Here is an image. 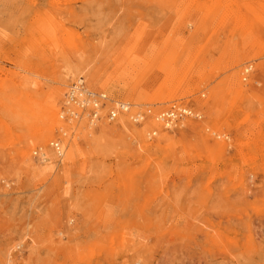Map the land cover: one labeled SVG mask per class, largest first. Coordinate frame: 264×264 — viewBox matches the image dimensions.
I'll list each match as a JSON object with an SVG mask.
<instances>
[{"label": "rangeland", "instance_id": "374dc122", "mask_svg": "<svg viewBox=\"0 0 264 264\" xmlns=\"http://www.w3.org/2000/svg\"><path fill=\"white\" fill-rule=\"evenodd\" d=\"M235 50L247 55L237 65ZM262 50L264 0H0V264H264V137L255 124L264 110ZM67 64L86 65L118 101L151 105L146 113L189 106L204 116L200 129L185 132L186 140L170 131L173 154L148 159L130 132L115 150L83 144L86 155L75 163L35 178L20 153L43 128L32 111L41 115ZM247 65L253 71L244 83ZM137 71L158 82L173 75L174 84L184 82L180 97L126 99L120 90L141 80ZM234 74L242 96L221 92L205 107L193 103L210 101ZM67 121L70 140L81 145ZM133 128L148 143L160 139L146 137L152 125ZM213 132L228 135V146ZM204 139L214 157H201ZM183 144L199 150L188 155Z\"/></svg>", "mask_w": 264, "mask_h": 264}, {"label": "bare ground", "instance_id": "6f19581e", "mask_svg": "<svg viewBox=\"0 0 264 264\" xmlns=\"http://www.w3.org/2000/svg\"><path fill=\"white\" fill-rule=\"evenodd\" d=\"M223 1H225L226 4L228 0ZM263 52L264 50H262V53L260 55H262ZM251 53V57L253 58L259 56L258 51H252ZM231 55V59L235 61L236 65L237 62L238 64L242 63V61L247 57V55H242V53L237 54L236 50L232 51ZM243 71L244 72L242 76V82L246 83L249 79V75L253 71V66L247 65L245 66ZM246 71L249 72L246 73ZM134 75L137 77L141 76V80L139 82H134L132 88H129V83L127 86L128 88L126 87L120 90V93L122 91L127 92V96H125L126 99L134 97L135 92L142 95V98H140L142 99V101H148V98H150L149 103L151 104H154L155 102L158 104H166L167 102L180 97L178 94V90L184 82L182 83L180 81L179 83H177V85L174 84L173 80H171L174 78L173 75H170L169 77H166L163 81L159 82L158 75L153 76L152 72L150 71H146L144 73L137 71L136 73H134ZM86 79H89L91 81V86L93 90L105 91L110 94V97L107 93L96 92L91 90V88L87 84ZM242 82L237 78V74H234L221 84V87L223 88L222 90H218L216 94L211 95L210 101L203 102L200 99H197L196 101H193V103L197 104L200 108L205 107L209 103L214 102L217 97L219 101V94L221 92H224L227 96L233 95L237 99V97L243 95V92L241 91L244 88ZM255 82L258 85L262 84L260 83V80H256ZM56 84L57 85L53 88V92L50 96V101L48 105H46L45 107L41 106V115L37 117L35 116L37 115V111H32L34 114L33 117L40 119L41 126L43 128L37 134L35 140H32V144H27V146L23 148L20 153V156L23 159V163L27 166L28 171L32 172L35 178L46 175L47 173L51 172L59 162H64V164L69 162L75 163L81 154L86 155L83 151V144L88 146L90 150L93 149L94 151H101L102 148L115 150L117 146L121 145V142L123 141V138L126 136L127 132H130L131 136L135 139H140L142 144L141 153H143V155L141 156L143 158H151V155L155 153L157 155L162 151H168L170 153L174 152L178 143L174 141L173 138L169 137L170 131L176 132L177 130L181 132L180 134L186 140L184 136V134H186L185 132L189 130H199L200 126L197 122L204 117L202 113L195 111L189 106L175 103L171 106V108L176 107L177 109H182L184 117L178 120L177 122L167 124L168 122L166 121L165 117H163V115L169 112L171 108L166 111H160L152 114L151 110L147 113L144 111L147 110L146 108H149V106L151 105H148V107H145L144 109V107H141L137 104H132L128 101L116 100L115 98H113L116 97V95H114V88L110 87L106 83H103L99 78L96 77V74H92V72H90V69L84 64H67L64 68V71L59 75ZM82 84L85 85V87L92 93L93 96H104L108 99V102L106 103L103 101H95L93 103L89 102L88 104L82 105H80L78 102H71L69 98L72 96V90ZM190 90L191 87L185 90L186 92L182 95H185ZM115 94H117V92H115ZM112 101H114V106L118 105L119 107L121 104L118 102H122V105H124L125 109H120V111L115 112L114 115L112 113L111 117L110 108H112V106L108 103ZM258 101L260 102V104H264V99H262V97H260ZM87 106H89V109L84 110L87 108ZM241 111L244 112L243 109ZM141 112H143L144 114L140 118V116L138 117L137 114H140ZM231 114H233V112H231ZM223 115L224 114H219L218 117H222ZM66 119L68 120V125L71 124L74 126V129L76 128L77 130H79L78 138H80L82 141L81 145L75 143V140H70L71 134L69 132L71 131V128L68 127V130L62 124V120L64 121ZM251 121L252 113H248L246 115V122H244V124L250 123ZM255 122V124H257L259 128V131L257 132L258 136L264 137V110L260 113V116H258V119ZM107 123L114 124L112 126H109ZM132 124L143 127L144 124L152 125V127L154 126L155 130L148 132L146 137L148 139H154L160 133V139H158L157 143H148V141H146L145 139L144 132L137 131L133 128ZM226 125L229 127V133H231L232 124L229 119L226 120ZM130 128L132 129V133L130 131ZM96 130H99V136H97ZM145 131L147 132V130ZM203 131H205V129H203ZM206 133L207 132H204V134ZM212 135L214 136L215 141L220 140L225 143L224 145H222V148L228 146L226 141H231L228 135L221 134V132H213ZM62 136H65V138H63ZM59 138L61 140H59ZM53 139H57V141L51 142V140ZM203 143V147L206 148L207 156L201 155V157L205 159L209 158L210 156L214 157L212 153L214 152V150L213 148H211L209 141H206L204 139ZM243 143V141L239 142L240 145H242ZM219 145L221 147L220 143ZM37 146L39 147V149L33 150ZM183 147L185 148L184 150L188 155L190 154V152L194 154L199 150L197 146L194 147L192 145L187 144H183ZM172 154L173 153H171V155ZM124 158L125 160H127L125 154ZM36 159L40 161L37 162ZM125 160H122L120 158L118 161V166L120 167L126 165ZM102 164L106 169L105 173L109 174L111 172L109 175H113V164L105 163V160L100 163V167L102 166ZM160 164L161 162L157 163L158 167H160ZM102 175L103 174H101V176Z\"/></svg>", "mask_w": 264, "mask_h": 264}, {"label": "built area", "instance_id": "2783aa9c", "mask_svg": "<svg viewBox=\"0 0 264 264\" xmlns=\"http://www.w3.org/2000/svg\"><path fill=\"white\" fill-rule=\"evenodd\" d=\"M249 71H246V73H248ZM72 96L69 98V100L71 102H78L80 105L82 104H88L89 102H95V101H103V102H108V99L104 96H100V97H95L92 95V93L85 87L84 84L77 86L75 89L72 90ZM80 99V100H79ZM120 103V107L114 106V101L108 103L109 105L112 106L111 112H110V116L112 117V113L114 115L115 112H119L120 109L124 110V105H122V102H118ZM89 109V106H87L86 109ZM88 112V111H87ZM86 112V114H87ZM143 112H141L140 114H137L138 117L140 116V118L143 116ZM91 115V113H90ZM163 117H165L166 121L168 122L167 124H171L173 122H177L178 120L182 119L184 117L183 115V110L182 109H177L176 107L171 108L169 110V112H167L165 115H163Z\"/></svg>", "mask_w": 264, "mask_h": 264}]
</instances>
